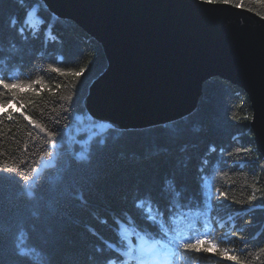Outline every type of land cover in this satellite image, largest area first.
Masks as SVG:
<instances>
[{
  "label": "trees",
  "instance_id": "1",
  "mask_svg": "<svg viewBox=\"0 0 264 264\" xmlns=\"http://www.w3.org/2000/svg\"><path fill=\"white\" fill-rule=\"evenodd\" d=\"M33 6L39 18L32 28L24 24V39L10 21L23 20ZM244 8L264 17V3L244 0ZM106 64L95 39L40 0H0V79L62 85L39 95L22 92L17 100L36 124L63 129L53 146L47 131L19 113L12 120L0 117V259L4 264H104L113 256L119 258L113 264H133V259L125 263L123 253L139 237L164 243L179 222L201 213L195 219L197 234L230 249L243 264H264V159L250 128L245 91L215 76L204 82L196 108L180 119L139 129H99L84 98ZM81 69L79 78L71 74ZM11 98L7 92L0 97ZM220 191L227 199H216ZM252 195L257 199L249 203ZM169 260L235 264L182 248L173 249Z\"/></svg>",
  "mask_w": 264,
  "mask_h": 264
},
{
  "label": "water",
  "instance_id": "2",
  "mask_svg": "<svg viewBox=\"0 0 264 264\" xmlns=\"http://www.w3.org/2000/svg\"><path fill=\"white\" fill-rule=\"evenodd\" d=\"M102 47L105 69L84 98L99 129H139L190 114L204 82L242 88L264 159V17L198 0H40Z\"/></svg>",
  "mask_w": 264,
  "mask_h": 264
},
{
  "label": "snow or ice",
  "instance_id": "3",
  "mask_svg": "<svg viewBox=\"0 0 264 264\" xmlns=\"http://www.w3.org/2000/svg\"><path fill=\"white\" fill-rule=\"evenodd\" d=\"M259 3H264V0H257ZM198 3L201 5H216V4H225V5H231L236 8H242L244 7V0H198ZM250 10V9H249ZM10 26L13 29H17V34L24 39H27V32L24 26V23L21 18H15L10 21ZM53 72L58 73L60 76L65 75L64 72L61 71L58 67L49 66ZM85 69H81L80 72H74L71 73L73 76L79 78ZM79 84V79L74 83L73 90L75 94V88ZM39 85L40 87L37 88L36 86ZM62 85L56 84L55 88H52L50 85L46 84L43 79H33V80H13L11 82H6L4 79H0V88H2L4 91H0V97H3L5 95V92L9 93L11 95V99H0V117L7 116L8 120L13 119V113L17 112L20 115L24 116L25 120H28L30 123L33 124L34 127L40 128L41 131H47V137L48 141L47 143L50 145H55L57 143V137L61 136L63 133V129H57V130H46L41 125L36 124L35 121L32 120L30 116H27L24 113L25 104L24 102L18 101L17 97L22 94V92H34L36 94H42L45 89H47L49 92H55L59 88H61ZM17 103H19V107H16ZM67 112V110H66ZM3 121L0 120V123ZM56 124H59V120L55 122ZM115 128V125H113V129ZM103 143V141H101ZM25 151H27V146H25ZM215 151V149H213ZM240 149H237V153H239ZM224 150L221 149V153H223ZM43 159V154H42ZM37 168H33V171H37ZM3 171H14L12 169H4ZM25 184L29 187V196H33L34 192L31 190V182L27 176H24L21 178ZM209 200L212 199V192L209 190L206 193ZM227 199L226 192L220 191L219 195L216 197V199ZM257 199L255 195L248 197V202L251 203L253 200ZM209 208H211V205L209 204ZM191 215V214H186ZM201 215V213H197L196 217L193 218L191 222H185L181 221L177 224L175 229L171 232V234L167 235V241L160 244V248L163 250H166L167 252L171 253L173 249L179 252V250L182 248L186 252H195L197 254L199 253H206L211 254L212 256L219 255L221 260H230L234 261L235 264H243L242 261H239L236 256L230 255V249L228 248H221L219 244L215 243L213 240L209 239L207 234H197L195 232L196 229V223L195 219L198 218ZM206 215V214H204ZM207 224V221H205ZM118 261V257L113 256H107L105 257L104 264H113V261ZM0 264H4V261L0 259Z\"/></svg>",
  "mask_w": 264,
  "mask_h": 264
},
{
  "label": "rangeland",
  "instance_id": "4",
  "mask_svg": "<svg viewBox=\"0 0 264 264\" xmlns=\"http://www.w3.org/2000/svg\"><path fill=\"white\" fill-rule=\"evenodd\" d=\"M36 24L37 23H35V25ZM85 146H86V142L84 141L83 147ZM121 233L124 236H129L130 234L129 231L124 226H121ZM160 244L161 243L159 241L150 242L144 237H139L135 242V245L133 246L135 258L133 259L132 263L133 264H167L169 258L168 253L166 250L160 248ZM131 250H132V246L129 247V249L125 250L123 253L126 259L125 263H127L128 260L132 259Z\"/></svg>",
  "mask_w": 264,
  "mask_h": 264
},
{
  "label": "bare ground",
  "instance_id": "5",
  "mask_svg": "<svg viewBox=\"0 0 264 264\" xmlns=\"http://www.w3.org/2000/svg\"><path fill=\"white\" fill-rule=\"evenodd\" d=\"M38 18H39V15L37 13V8L35 6H33V7L29 8V11L27 10V12H25L24 18L22 21L26 25V27L32 28L35 26V23H37L36 19H38Z\"/></svg>",
  "mask_w": 264,
  "mask_h": 264
}]
</instances>
